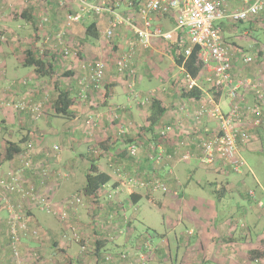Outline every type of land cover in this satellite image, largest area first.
Listing matches in <instances>:
<instances>
[{
    "label": "crops",
    "instance_id": "1",
    "mask_svg": "<svg viewBox=\"0 0 264 264\" xmlns=\"http://www.w3.org/2000/svg\"><path fill=\"white\" fill-rule=\"evenodd\" d=\"M59 1L0 0V32L5 37L0 41V132L5 134L0 136V176L22 165L18 156L5 159L8 142L24 148L33 141L34 164L48 166L52 177L43 187L39 177L29 173L26 178L56 204L82 195L92 163L110 182L97 198L82 195L83 204L69 210L66 222L35 207L24 208L30 230L40 235L22 239L21 261L13 257L9 213L0 200V264H102L95 253L97 247L104 256L111 254L112 261H119L123 253L128 257L120 264H142L147 241L153 249L147 252L145 264H264V179L252 167L234 173L222 161L213 167L201 164L196 137H212L218 124L208 117L195 120L182 110L195 112L208 94L218 92L207 81L214 74L211 66L193 78L194 88H188L186 71L175 61V56L190 47L185 31L176 32L173 42L153 40L148 49L139 48L132 75L120 74L115 63L134 41L132 30L121 26L108 39L112 19L108 14L83 13L80 23L69 25L68 12L79 13L82 2L97 4L99 0H64V7ZM126 1L107 2L112 6L122 3L117 12L124 17L135 16ZM227 4L235 11L243 7L244 0H227ZM42 18L49 21L42 25ZM92 24L97 37L88 36ZM154 24L165 31L175 26L172 17L158 18ZM219 26L234 49V81L264 86V60L260 59L264 36L257 37V33L264 34V13L237 24L225 20ZM29 51L52 66L48 75L25 65ZM242 54L259 60L245 64ZM95 60L106 64L103 86L83 92V66ZM193 89L200 92L199 98L187 97ZM60 91H67L72 99L70 117L55 114ZM240 93L247 106L258 103L248 89ZM154 97L162 102L164 113L152 126L148 114ZM25 100L42 104L43 116L35 120L18 111L16 105ZM217 101L223 111L229 110L226 90ZM167 127H171L168 132ZM242 129L251 137L249 143L240 144L242 157L248 152L264 158V130ZM15 132L21 133L20 139L13 138ZM55 145L60 147L58 153L53 151ZM132 145L138 153L130 157ZM71 152L89 160L85 173L80 168L85 162L73 161ZM82 176L84 184L80 183ZM11 200L18 203L19 197L11 195ZM146 224L149 227L144 230ZM74 232L87 242L86 253L74 241ZM171 243L176 244L175 250Z\"/></svg>",
    "mask_w": 264,
    "mask_h": 264
},
{
    "label": "built area",
    "instance_id": "2",
    "mask_svg": "<svg viewBox=\"0 0 264 264\" xmlns=\"http://www.w3.org/2000/svg\"><path fill=\"white\" fill-rule=\"evenodd\" d=\"M107 1L99 0L97 4L82 2L84 6L80 9L81 12L76 14L68 12L67 23L69 25L80 23L83 13L108 14L112 16L106 32L108 39L113 38L115 32L121 26L131 29L135 39L128 43V49L117 58L115 63L120 74L128 75L133 73V60L139 48L148 49L153 40L173 42L176 32L185 31L189 37L190 47L184 50V54L188 57L191 55L193 48H199V59L205 67L211 66L214 72L213 76L208 78V83L215 90H226L231 101L229 110L225 112L216 97L208 94L206 101L195 112H191L187 108L182 109L186 116H190L195 120L208 117L214 119L218 124V130L212 137L208 139H198L196 137L197 147L202 152L200 162L206 167H213L217 161H222L234 172L240 173L247 166L241 155L240 144H247L251 139L249 133L244 132L242 128L250 126L264 130V86L249 80L234 81L231 74L234 49L224 40L219 23L228 20L237 24L259 16L264 13V0H244L243 7L235 11L228 9L227 0L126 1V5L136 12L135 16L137 18L132 15L124 17L119 14L117 9L120 8L122 3H115L112 6ZM59 3L61 7L66 5L64 0H60ZM164 17L173 18L175 26L172 30L165 31L163 28L155 26L154 21ZM48 21L47 18H42L41 24L44 25ZM59 37V40H62V35ZM50 39L48 38L47 41ZM4 40L5 37L0 32V41ZM65 52L66 54L69 53L67 49ZM241 57L245 64H253L259 60V58L247 54H242ZM260 59L264 60V55ZM83 68L86 73L80 80L82 91L88 92L100 89L103 86L106 72L105 62L99 60L91 61L85 64ZM185 76L188 88H194L196 83L193 78L186 72ZM242 88L251 91L256 96L258 103L253 106H247L244 94L240 93ZM20 108L28 109L35 118H39L43 114L42 104L33 106L22 105ZM170 130L171 127L165 129L166 132ZM165 131L162 132V135L166 134ZM30 147L33 150L34 146ZM53 151L58 153L60 147L55 145ZM137 153V146H131L130 155L136 156ZM32 154L26 155L27 158L23 157L20 159L23 165L22 169L13 170L5 176H0V196H2L9 213L10 248L15 260L20 261L22 258L20 249L22 239L26 238V236H33L37 239L40 235L38 231L30 230L28 216L23 211V201L46 214L57 217L62 222L68 220L70 209L81 204V199L77 196L56 204L51 197L42 194L35 184L24 180L22 173L25 169L30 174L41 179V182H39L41 187L45 185L46 180L52 177V171L48 166L34 164ZM8 194L19 195V203H12L8 199ZM251 196H254V194L252 193ZM73 239L80 245L82 252H87L88 244L84 242L78 232L73 233ZM146 245L149 246V243ZM123 258L126 259L127 255L123 256ZM105 260L106 262H111L110 258ZM144 260L145 258L142 259V261Z\"/></svg>",
    "mask_w": 264,
    "mask_h": 264
},
{
    "label": "trees",
    "instance_id": "3",
    "mask_svg": "<svg viewBox=\"0 0 264 264\" xmlns=\"http://www.w3.org/2000/svg\"><path fill=\"white\" fill-rule=\"evenodd\" d=\"M69 13H71V12H69ZM89 30H88V36L97 37V35L92 34V32L95 30V24H92V26L89 27ZM198 54H199V48L195 47V48H193L191 55L188 57H186V55L184 54V51L181 52L177 57L175 56L176 63L180 66L182 65L184 70L186 71V73L189 74L194 79H197L198 76L201 74V72H203L205 69V65L199 59ZM25 65L27 67L34 68L36 70V72L38 74H41V75H48V73H49L48 69L52 68V66L50 64L48 65L45 62V60H43L42 58L41 59L36 58L34 53L31 51H29L27 53ZM221 92H222V90L220 89V90H218L217 93L214 94V96L217 97L216 100H218V97L221 94ZM187 97L199 98L200 92L197 89H193L189 92ZM150 104H151V109H150V113L148 114V121L151 123L152 126H155L160 121L162 114L164 113V108L162 107V102L159 101L155 97L151 98ZM22 105L33 106V105H35V103L25 100V101H22L21 103L16 105V109L18 111L26 112V113L30 114L33 118H35L34 115H32V113L28 109H21L20 106H22ZM72 106H73V102H72V99L70 97V94L67 91H60L59 96H58L56 102L54 103L55 114L57 116H61V117H70V109ZM43 114H44V112H43ZM43 114L39 118H41L43 116ZM39 118H35V120L39 119ZM33 144H34L33 141H30L26 144V146L24 148H21L19 144L8 142L7 147H6L5 159L10 160L14 156H16V157L18 156V160L21 162V160H20L21 158H23V157L27 158L26 155L29 156V154L32 151V148L30 146H33ZM132 146H134V145H132ZM128 154L130 157H133L130 155V147L128 149ZM32 155L34 157L35 154H32ZM28 159H29V157H28ZM28 159H26V160H28ZM22 168H23V165H21V167L16 169V170H20ZM16 170L14 169V171H16ZM26 174H29V171L27 169H25L24 172L22 173V177L24 178V180L28 181V179L26 178ZM109 182H110V177L106 173L99 171V169L92 163L91 167H90V169L86 175V184L83 188L82 195H84L87 198H93V199L97 198L98 193ZM11 195H14V194H8V199L13 203V201L11 200ZM82 195L81 194L73 195V196H77L78 198L81 199L80 205L83 204V196ZM17 196L19 197V195H17ZM73 196H70L69 199L72 198ZM0 200L2 203H4L2 196H0ZM19 201H20V199L18 200V203H19ZM18 203H14V204H18ZM22 203L24 204L23 209L26 207H29L32 209V206H30L26 201H23ZM80 205H78V206H80ZM74 207L76 208L77 206H74ZM72 209H74V208H72ZM148 242H150L152 244L151 241H147L146 243H148ZM152 249H153V244H152V246H147L145 244V246L142 248L145 256H146L147 252L152 251ZM87 251H88V249H87ZM95 253L98 257L101 258V260H102L101 262L105 261V259H107V258H110L112 263L110 261H108V262H106V264H113V263L120 264L121 261L123 262L124 260L127 259V258L126 259L123 258V256H126L127 254L120 253L119 259H118L120 262L119 261H112L113 256L111 254L104 256L105 254L101 253L100 247L96 248ZM114 260H115V258H114ZM141 263L145 264L146 259L144 261H141Z\"/></svg>",
    "mask_w": 264,
    "mask_h": 264
},
{
    "label": "rangeland",
    "instance_id": "4",
    "mask_svg": "<svg viewBox=\"0 0 264 264\" xmlns=\"http://www.w3.org/2000/svg\"><path fill=\"white\" fill-rule=\"evenodd\" d=\"M261 36H264V34H262V33H260V34H258L257 33V37H261ZM2 118H3V116H2V114L0 113V122H2ZM0 125H1V123H0ZM0 136L1 137H5V134H4V132H0ZM13 138L14 139H20L21 138V133H19V132H15V134H14V136H13ZM69 155H70V158H72L73 159V161H75L76 163H78V162H85V165L84 166H80V168H81V172L82 173H85V167H86V165L89 163V160H81V159H78V157H77V154L75 153V152H71V153H69ZM244 159H245V162H246V164H247V166L242 170V172H244V171H248V170H250V168L249 167H252V169H255V171H256V173H257V175L260 177V179H264V158L263 157H261V156H259L258 154H255V153H253V154H250V153H245V155H244ZM91 162V161H90ZM241 172V173H242ZM234 173H236V172H234ZM80 183H82V184H84L85 183V177L84 176H82L81 177V181H80ZM262 201H264V197L261 199ZM65 201V200H64ZM64 201H62V202H64ZM61 203V202H60ZM2 214H4V212H2ZM158 221H160V218H158ZM129 227V226H128ZM145 229L144 230H146L149 226H148V224H146L145 225ZM129 229L128 228H126V231H128ZM130 231V230H129ZM150 233H152V231L151 230H148ZM130 232H132V231H130ZM120 233V232H119ZM254 233L255 232H253V235H254ZM121 234V233H120ZM171 241H174V240H171ZM147 244V243H146ZM171 249L172 250H175L176 249V244H174V243H171ZM86 253V252H85ZM144 258H145V256L144 255H142ZM128 257V256H127ZM102 264H106V260L105 261H103L102 262Z\"/></svg>",
    "mask_w": 264,
    "mask_h": 264
}]
</instances>
